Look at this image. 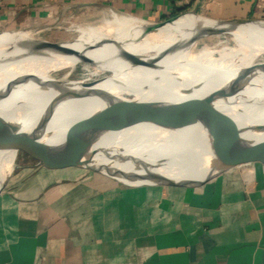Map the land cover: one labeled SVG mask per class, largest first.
I'll use <instances>...</instances> for the list:
<instances>
[{
  "label": "crops",
  "instance_id": "obj_1",
  "mask_svg": "<svg viewBox=\"0 0 264 264\" xmlns=\"http://www.w3.org/2000/svg\"><path fill=\"white\" fill-rule=\"evenodd\" d=\"M96 9L153 24L183 12L264 20V0H0V32ZM19 152L0 190V264H264V162L181 185Z\"/></svg>",
  "mask_w": 264,
  "mask_h": 264
},
{
  "label": "bare ground",
  "instance_id": "obj_2",
  "mask_svg": "<svg viewBox=\"0 0 264 264\" xmlns=\"http://www.w3.org/2000/svg\"><path fill=\"white\" fill-rule=\"evenodd\" d=\"M179 17L154 30L148 29L153 23L117 13L102 17L97 25L73 23L71 28L78 36L69 46L85 52L92 62H83L74 55L22 54V47L33 40L32 34L27 30L1 33L0 39L4 38L5 46L0 44V95L3 96L0 115L24 128L32 127L56 96L53 91L36 89L35 81L67 80L80 63L88 64L92 76L118 71L114 79L94 80V88L108 92L111 101L122 107L132 101L206 100L227 87L240 72L264 62H258L264 53V26H236L231 43L219 40L209 45L201 43L202 38L190 40L200 30L215 24L213 19L195 13ZM131 60H154L156 65H134ZM89 63L94 66L90 67ZM69 66L72 71L62 78L55 77L56 72ZM85 82L90 81L81 79L77 83ZM217 101V107L244 136L254 140L264 138V132H253L264 127L262 74L252 79L234 103ZM102 106L104 103L99 98L63 100L52 105V117L47 124L48 130L54 133L50 141L64 138L65 131ZM210 140L208 129L202 123L166 129L138 123L108 133L98 146L108 147L112 153L121 149L148 161L164 158L167 162L160 167L161 171L177 177H191L202 174ZM5 150L4 180L14 166L17 147ZM97 160L109 161L101 155ZM118 166L127 168L126 164Z\"/></svg>",
  "mask_w": 264,
  "mask_h": 264
},
{
  "label": "water",
  "instance_id": "obj_3",
  "mask_svg": "<svg viewBox=\"0 0 264 264\" xmlns=\"http://www.w3.org/2000/svg\"><path fill=\"white\" fill-rule=\"evenodd\" d=\"M196 14V13H195ZM171 19L150 26L154 30ZM215 24L208 26L191 38V42L221 33H232L233 28L240 25L255 24L264 26V20L251 18H233L214 20ZM6 33V32H0ZM22 54H60L74 55L83 62H92L85 52H80L69 46V42H54L45 39H33L26 43ZM134 65L154 67V60H131ZM264 76V62L240 72L225 88L214 93L206 100L175 101L168 99L150 101H132L120 107L111 101L108 92L96 90V82L76 83L78 80L60 81L38 80L35 88L42 91H53L56 96L51 100L37 122L30 128H24L20 123L13 122L0 115V150L17 147V152L23 150L37 158L55 164L75 166L108 175L113 178H125L133 182L158 184L194 185L204 182L235 166L261 161L264 162V138L254 140L244 136L242 131L230 123L228 117L217 107V100L226 104L235 102L237 96L250 85L258 75ZM3 98L0 95V100ZM99 98L104 106L90 113L88 117L78 122L64 132V138L50 141L54 133L48 130V122L52 117L51 106L63 100ZM138 123L153 124L161 129L202 123L210 134V146L203 158L202 174L197 178H180L160 170L167 159L152 160L136 157L124 150L114 153L108 147H99L100 141L110 132L121 130ZM253 132H264V127ZM103 156L109 161L99 162L97 156ZM126 164L127 168L118 165ZM7 178L1 183L4 187Z\"/></svg>",
  "mask_w": 264,
  "mask_h": 264
},
{
  "label": "rangeland",
  "instance_id": "obj_4",
  "mask_svg": "<svg viewBox=\"0 0 264 264\" xmlns=\"http://www.w3.org/2000/svg\"><path fill=\"white\" fill-rule=\"evenodd\" d=\"M112 13H117L121 14L124 16H130L128 14H123L107 9H96V10H85L82 12H79L75 15H65L64 17L60 18L57 21H54L52 23H47L43 25L36 26L34 28H29V29H24V30H19V31H28L29 33L32 34L33 39H45V40H50V41H62V42H72L75 40V38L78 36V32L74 29L71 28V25L73 23H91V24H99L102 22V17L106 15H110ZM189 13L192 12H183L179 14L177 17L185 16L188 15ZM183 15V16H182ZM176 17V18H177ZM180 18V17H179ZM101 19V20H100ZM18 30H15L14 32H17ZM6 33H12L13 31H5ZM233 34L232 33H221V34H215L211 35L208 37H204L201 39V43H207L209 45H213L219 40H227L229 43L232 42ZM4 38L1 40L0 39V44L2 46L4 45ZM264 61V53L261 54L258 58V62ZM97 65V63H94ZM87 63H80L74 71L70 74L69 79L67 80H62V81H70V80H81V79H89L90 82H96L97 79L100 78H105L108 77L110 79H114L118 71L113 70V71H107L101 75L97 76H92L89 72V68L87 66ZM90 67H93L94 65L92 63H89ZM254 67V66H252ZM250 67V68H252ZM88 68V69H87ZM73 68L72 66H69L68 68H63L61 71H58L55 73V77L57 78H62L66 72L72 71ZM116 75V76H115ZM96 80V81H94ZM78 81H76L77 83ZM129 98H131V95H127ZM6 150H0V178L3 177V172L5 169V161L7 159V155L5 154ZM21 153L17 152V156L14 162V165L20 160L21 158ZM14 167V166H13ZM13 169V168H12ZM11 172V171H10ZM9 176V173L7 177Z\"/></svg>",
  "mask_w": 264,
  "mask_h": 264
}]
</instances>
